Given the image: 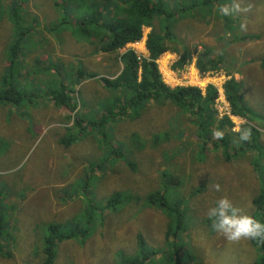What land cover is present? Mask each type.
Masks as SVG:
<instances>
[{"label": "rangeland", "instance_id": "374dc122", "mask_svg": "<svg viewBox=\"0 0 264 264\" xmlns=\"http://www.w3.org/2000/svg\"><path fill=\"white\" fill-rule=\"evenodd\" d=\"M165 1L176 8L180 0ZM58 2L62 0H0V74L9 66L7 47L19 34L24 35L16 51L21 76L14 74V80L25 93L20 104L0 102V189L6 222L0 264H42L46 226L73 218L86 221L88 206L93 210L86 240L57 243L53 264H117L134 258L137 234L146 241V250L157 253L136 264H174L177 255L183 264L261 262L260 249L253 241L229 244L211 227L205 213L217 199L227 196L264 222V214L252 203L264 192V0H229L224 5L240 8L229 15L220 16L216 8L205 16L198 9L177 15L173 25L176 52L167 51L156 61L162 80L170 87L196 80L191 64L202 53L218 56L221 64L201 75L205 79L199 85L211 83L220 91L227 77L241 81L243 102L260 117L251 120L259 131L260 156L251 149L229 161L224 159V149L212 148L214 138L201 149L196 121L170 102H146L138 117L126 114L107 120L103 127L76 124L66 128L72 113L56 105L51 96L49 101L45 86L52 83L57 89L61 74H67L65 83L77 115L96 120L99 103L111 95L99 77L118 74L122 67L118 56L124 49L91 54L88 45L77 41L74 0L66 1V6ZM66 8L72 21L62 26L59 20ZM148 31L144 27V41L127 44L125 49L146 56ZM244 36L248 38L240 39ZM183 45L190 49L191 61L174 71L171 64ZM165 57L168 77L160 66ZM78 66L98 75L76 80L72 73ZM223 104L218 99L214 107L223 108ZM242 124L235 119L234 131ZM112 143L133 152L124 149L123 157L109 155ZM229 143L240 144V137L231 135ZM214 184L221 191H215ZM164 188L169 190L170 203L182 201L185 230L172 231V236L178 234L173 242L172 237L170 242L165 239L170 217L146 203L149 192ZM115 191L126 199L121 197L112 210L105 200Z\"/></svg>", "mask_w": 264, "mask_h": 264}, {"label": "trees", "instance_id": "16d2710c", "mask_svg": "<svg viewBox=\"0 0 264 264\" xmlns=\"http://www.w3.org/2000/svg\"><path fill=\"white\" fill-rule=\"evenodd\" d=\"M66 1L68 0H62V3L58 2V4L66 6ZM186 1L189 3H186ZM228 2L229 0H180L176 8H174L165 0H74L71 8H73L72 13H78V18L77 16L75 17L80 33L77 41L84 42V46L88 45L91 48V54L98 51L103 53H118L127 44L140 41L143 36V28L146 27L149 28L145 39L147 55L138 56L134 50L125 49L118 56V60L122 64L118 74L114 78L99 77L100 82L104 88L110 91L111 95L99 103L100 113L98 112L94 117L96 120H91L88 116H84L85 114L83 113L77 115V111H75L76 104L73 103L69 86L65 83L67 74L65 76L61 74L57 89L52 88V83L47 84L45 86V96L49 101L51 96L56 105L69 108V112L72 113V125L66 126V128H70L76 124L80 126L90 124L103 127L107 120L111 119L113 121L116 118H122L126 114H128L127 117L129 118L138 117L139 113L145 108L146 102H170L196 121L197 136L202 139L201 149H205L208 145L207 142L213 138V131L219 130L223 132V138L211 141L215 143L212 148L224 149L223 155L225 154V160L229 161L235 154L243 155L247 150L251 149L256 151L257 155L260 156V152L258 151L260 149L259 131L251 124V120L254 117H260L243 102L241 81L230 77L225 80L222 88L231 114L245 120L240 129H247L250 132V138L246 141L240 139V144L229 146L230 136L237 135L240 137V132L231 131L234 125L228 115L218 117V111L214 107L215 100L218 97L216 87L208 84L204 91L198 86L191 85L170 87L162 80L156 62L163 53L167 51L176 52L173 45L176 40L173 25L176 22L177 15L198 9L205 16V13L211 14L214 8L219 11V8ZM62 11L65 16L60 18L59 21L63 26L72 21V19L71 15L67 14V8ZM17 19L16 17L15 20ZM23 36L19 34L17 41L14 39L9 47H7L9 53L11 52L8 55L9 66L6 67L5 72L0 76V102L3 104H20L25 98V93L20 84H17L14 80V74L21 76L16 51L19 50L18 45ZM244 38L248 37L244 36L240 39ZM24 43L26 44V42L22 41V45ZM217 57H209L205 53L198 54L194 65L200 74L204 75L219 68L221 59ZM190 61L191 51L183 45L178 58L171 64V69L174 71L181 70ZM96 75L98 74L86 71L85 68L82 69L80 66L76 68L75 73H72L73 78L76 80L93 78ZM228 130L229 132H227ZM65 142L67 144V141ZM124 149H127L129 153L133 152L128 147L122 148L120 144L114 146L112 143L109 145L108 154L123 157ZM230 149L232 150V155L229 153ZM96 167L94 165V168ZM163 173L168 175L165 171ZM168 191L166 192L164 188L149 192L146 195V203L151 206L156 205L162 209L164 214L166 213L170 217L171 220L165 231V239L170 242L169 239L172 237L171 242H173L176 240V236L185 230V225L182 223V211L180 210L182 201L178 199L176 203H170L167 197ZM121 197L123 200L126 199L121 192L115 191L105 202L114 210L116 204L120 202ZM2 198L3 194L0 189V250L2 249V240L6 232L5 215L2 211ZM252 203L258 211L264 214V192L253 198ZM88 208L90 210L87 213L89 216L86 218V221L73 218L71 221L52 222L46 226L45 234L42 237V264L54 263L57 243L68 239H79L81 240L80 242L86 240L89 234L87 223H89L93 210L90 206ZM172 231H177L178 234H173L172 236ZM136 239L137 255L134 258L118 260L117 264L141 263L152 255H156L157 252L155 250H146V241L141 234H137ZM253 243L260 249L261 259V262H255L254 264H264V243L257 241H253ZM174 264H183L178 255Z\"/></svg>", "mask_w": 264, "mask_h": 264}, {"label": "clouds", "instance_id": "9594fccd", "mask_svg": "<svg viewBox=\"0 0 264 264\" xmlns=\"http://www.w3.org/2000/svg\"><path fill=\"white\" fill-rule=\"evenodd\" d=\"M234 10L235 11L240 10L238 4H234L232 7L222 5L219 8V11L222 15H229ZM134 43H129V44H134ZM144 46H145V42H144ZM126 49H130V48H126ZM140 56H144V55H140ZM217 91L219 94L218 89ZM231 115L234 118H238V116L236 115L233 114ZM231 121L233 120L231 119ZM242 125H240V127ZM231 130L234 131L233 127L231 128ZM237 131L240 132V139L242 141L249 140L250 132L247 129L239 128L237 129ZM213 138L214 139L223 138V132L219 130H214ZM212 188L215 191L218 192L221 191V186L219 184L212 185ZM205 215L212 222L211 227L216 231V233L219 236L223 237L229 244H238L241 241H257L259 243H264V222H261L256 218H254L253 216L247 214L243 208L234 204L233 201L229 199L227 196H222L219 199H217L212 206L206 209Z\"/></svg>", "mask_w": 264, "mask_h": 264}, {"label": "built area", "instance_id": "2783aa9c", "mask_svg": "<svg viewBox=\"0 0 264 264\" xmlns=\"http://www.w3.org/2000/svg\"><path fill=\"white\" fill-rule=\"evenodd\" d=\"M140 41H144V37H142L140 39ZM131 49V48H130ZM139 55V54H138ZM140 56V55H139ZM192 65V70H194V75L197 74V77L195 76L196 80L195 81H192V83L190 84L191 86H198L202 91L204 90V88L206 87V85H208L207 82H204L202 85H199L198 84V81H202L204 80L205 78H202L200 72L197 70V68L195 67L194 63L191 64ZM228 79V77L226 78ZM169 84V83H167ZM177 84H180V82H178ZM211 84V83H210ZM170 85V84H169ZM214 85V84H213ZM224 97V94H223V89L221 87V90L219 91V94H218V97L216 100L220 99L222 102L225 101V104H223V108H219V109H216L219 113L220 116L222 115H228L230 119L233 120V122L235 123V119H241V118H234L232 115H231V112H230V108H229V104L227 103V101L223 98ZM224 99V100H223ZM215 100V101H216ZM221 109L223 110L221 112ZM242 121H244L243 119H241Z\"/></svg>", "mask_w": 264, "mask_h": 264}, {"label": "bare ground", "instance_id": "6f19581e", "mask_svg": "<svg viewBox=\"0 0 264 264\" xmlns=\"http://www.w3.org/2000/svg\"><path fill=\"white\" fill-rule=\"evenodd\" d=\"M159 63H160V61H159ZM160 66H161V69H162L163 73L165 74L164 76L165 77H168L170 75V72L167 69V58L164 61L161 62ZM192 74L194 75V72L193 71L191 72V75Z\"/></svg>", "mask_w": 264, "mask_h": 264}, {"label": "crops", "instance_id": "0c3cea01", "mask_svg": "<svg viewBox=\"0 0 264 264\" xmlns=\"http://www.w3.org/2000/svg\"><path fill=\"white\" fill-rule=\"evenodd\" d=\"M192 63H194V62H192ZM3 73H2V71H1V74H0V76L2 75ZM53 106V105H52ZM70 125H72V122H71V124H69L68 126H70Z\"/></svg>", "mask_w": 264, "mask_h": 264}]
</instances>
